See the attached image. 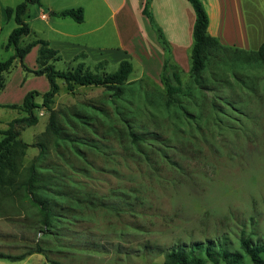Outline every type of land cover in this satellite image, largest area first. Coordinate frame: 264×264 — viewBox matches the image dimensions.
<instances>
[{"label":"rangeland","instance_id":"1","mask_svg":"<svg viewBox=\"0 0 264 264\" xmlns=\"http://www.w3.org/2000/svg\"><path fill=\"white\" fill-rule=\"evenodd\" d=\"M262 1L255 23L263 27ZM32 6L26 20L38 28ZM16 26L13 18L6 23L0 60L15 53L6 45ZM102 31L111 33L109 25ZM261 33L239 46L256 51ZM36 36L32 31L20 45ZM104 41L115 43L109 36ZM251 51L211 50L199 82L189 57L181 61L187 91L170 103L161 75L152 79L134 58L120 96L95 85L70 91L58 79L53 107L59 131L47 129L49 110L35 109L38 123L18 126L30 146L0 182V252L42 251L22 260L0 258V264H163L173 249L242 252V239L264 242V63ZM36 59L37 51L24 63L32 69ZM81 60L98 72L115 71L121 61L101 60L98 69V62L81 56L56 67ZM6 82L0 101L8 103L49 89L46 76L24 70L19 59ZM24 115L0 106V131Z\"/></svg>","mask_w":264,"mask_h":264},{"label":"crops","instance_id":"2","mask_svg":"<svg viewBox=\"0 0 264 264\" xmlns=\"http://www.w3.org/2000/svg\"><path fill=\"white\" fill-rule=\"evenodd\" d=\"M22 1L0 0V38L6 23L13 18L6 17L5 8L14 7ZM148 1L149 11L155 24L171 46L173 59L179 64L181 61L188 63L194 42L193 30L196 21V13L189 0H90V6H86L87 3L80 0H41L40 3L31 4L33 5L31 11L35 19H38L39 27L34 28L33 22L30 23L31 21H27L25 17L31 32L37 34L36 38L30 41L34 39L49 41L50 46L58 49L66 60H71L81 53H84L83 57L91 62L103 60L109 63L134 58L141 63L147 75L152 79L158 78L162 72L166 53L158 40L155 27L144 13ZM202 1L209 15L208 32L217 37L226 49L230 50L233 47L236 51H251L244 48L248 44L249 37L257 34L258 30L262 32L261 35L264 32V26L255 23V15L259 12L255 5L259 0ZM262 3L264 5V0ZM76 7L84 9L83 22L74 20L76 23H72L71 17L56 14L64 9ZM103 9L106 11L103 12ZM260 13L261 15L263 13L264 17V6ZM107 25L111 33L102 31ZM250 30L257 32L251 33ZM108 36L114 39V44L104 41V37ZM242 43L244 47L239 46ZM39 48L40 44L34 45L24 60L35 51L38 56ZM81 61L86 64L85 61ZM37 67L34 66L32 69ZM7 85L6 82L4 89L0 91V96ZM22 101L15 103L20 104ZM6 104L12 103L0 101V106Z\"/></svg>","mask_w":264,"mask_h":264},{"label":"trees","instance_id":"3","mask_svg":"<svg viewBox=\"0 0 264 264\" xmlns=\"http://www.w3.org/2000/svg\"><path fill=\"white\" fill-rule=\"evenodd\" d=\"M192 4L195 13L196 21L193 30V47L190 54V73L194 80L199 82L202 71L207 65L208 55L213 49H226L219 39L208 32L209 15L202 0H189ZM41 0H23L16 6H7L5 8L6 17L14 18L17 26L11 32L7 48L14 47L15 53L6 60H0V91L6 85V74L10 72L14 65L15 59H19L22 67L26 71L33 72L36 75H45L49 81V89L41 92L38 90H30L26 93L22 103L6 104L5 107L19 109L25 112L24 116L12 119L6 129L0 131L4 134L0 140V182L3 181L5 173L8 169L14 168L16 161H20L24 155L25 149L30 146L19 137V125L32 126L39 121L35 113V109L45 107L50 111L48 130L54 133L59 131L57 123V111L53 107L56 95L60 92L58 79H63L68 90L73 91L76 85L80 86H103L106 89L112 90L113 95L120 96L124 93V85L127 83L134 69L133 62L128 59H122L115 71L108 72L103 70L98 72L92 70L84 62H78L75 66H70L67 69H59L56 67V62L63 59L60 51L50 46L49 41L45 39H34L24 45H20L21 39L31 33V27L25 20L29 6L31 4L40 3ZM148 3L145 5L144 13L149 17L151 23L157 31L159 42L163 45L166 53V58L162 67L161 80L165 84L168 103L175 100V95L186 94V89L183 85L181 77V67L176 62L171 54V46L164 38L161 29L155 24L154 19L149 11ZM59 16H69L77 22L84 21V9L82 7L67 8L56 13ZM40 44L37 56L38 67L31 69L24 63V58L31 48ZM240 52V51H239ZM248 52V51H242ZM256 55L257 59L264 63V41L256 51H251ZM85 56L84 53L76 55L73 61L79 57ZM103 62H98L96 68ZM37 97H41V102L37 101ZM34 164L30 166L31 174L27 181L28 186L32 184L34 174ZM44 211L45 222L48 223V209L41 205ZM240 251H230L223 246L213 248L207 246L201 248L194 246L190 249L178 248L166 253L163 264H264V242L251 244L249 239H242ZM41 249L28 250L22 254H6L0 252V258L9 260H22L26 256L34 252H40ZM51 264H62L57 260H49Z\"/></svg>","mask_w":264,"mask_h":264}]
</instances>
